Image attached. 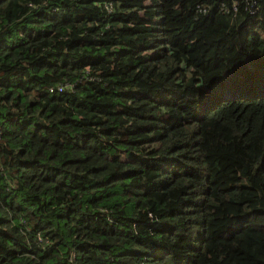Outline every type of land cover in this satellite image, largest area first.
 Returning <instances> with one entry per match:
<instances>
[{
    "label": "trees",
    "instance_id": "1",
    "mask_svg": "<svg viewBox=\"0 0 264 264\" xmlns=\"http://www.w3.org/2000/svg\"><path fill=\"white\" fill-rule=\"evenodd\" d=\"M0 264H264V0H0Z\"/></svg>",
    "mask_w": 264,
    "mask_h": 264
},
{
    "label": "clouds",
    "instance_id": "2",
    "mask_svg": "<svg viewBox=\"0 0 264 264\" xmlns=\"http://www.w3.org/2000/svg\"><path fill=\"white\" fill-rule=\"evenodd\" d=\"M97 7H99V5H96ZM234 7H235V4L233 5ZM32 7H36V5H32ZM68 88H69V91H71V85H68ZM25 223V221L21 218V219H13L12 221H11V225H9V226H6L5 228H4V230L5 231H8L11 227H17V228H19V226L20 225H23Z\"/></svg>",
    "mask_w": 264,
    "mask_h": 264
},
{
    "label": "built area",
    "instance_id": "3",
    "mask_svg": "<svg viewBox=\"0 0 264 264\" xmlns=\"http://www.w3.org/2000/svg\"><path fill=\"white\" fill-rule=\"evenodd\" d=\"M55 91H57V92H62V91H63V87H59V88H57V89H54V88L51 89V92H52V93L55 92Z\"/></svg>",
    "mask_w": 264,
    "mask_h": 264
}]
</instances>
